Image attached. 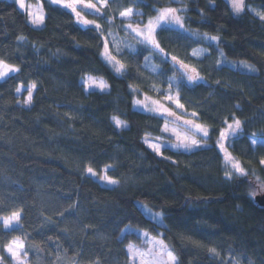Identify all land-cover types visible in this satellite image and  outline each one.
<instances>
[{"label":"trees","instance_id":"1","mask_svg":"<svg viewBox=\"0 0 264 264\" xmlns=\"http://www.w3.org/2000/svg\"><path fill=\"white\" fill-rule=\"evenodd\" d=\"M37 1L45 15L38 29L14 2L0 0V60L20 69L0 81V216L22 207L23 233L32 238L28 243L47 242L39 254L29 251V264H37V255L42 258L39 264H48L57 251L67 253L59 264H73V259L78 264H129L127 245H140L142 240L136 232L125 233L123 243L117 237L128 225L150 229L138 203L155 212L163 209L170 229L167 240L181 264H228L230 259L233 264H264V208L249 195L259 188L256 175L264 180L258 164L264 144L252 151L248 140L264 138V21L247 10L234 15L226 0H212L214 7L209 0H181V6L188 8L185 26L201 34L219 30L227 59L254 65L255 74L225 65L217 68L211 45L202 64L188 57L203 41L197 43L178 29L159 36L167 51L194 64L208 81L182 93L188 110L202 112V121L214 128L233 112L244 124L235 151L229 149L249 175L228 181L214 149L177 154L164 148L170 160L147 149L141 137L146 130L159 135L158 121L132 108L134 93L128 85H138L141 92L158 99L148 85L158 83L160 77L141 67L142 57L127 61L126 77L116 76L100 59L92 30L77 25L69 11L47 0ZM137 2L136 10L144 13L139 18L146 20L154 6L169 0ZM118 4L129 6L127 0ZM245 4L264 11V0H245ZM20 36L25 39L18 40ZM157 62L158 58L152 60ZM164 70L170 72L168 66ZM86 74L104 79L109 94L85 93L80 79ZM33 82L37 84L33 102L25 107L15 89ZM212 89L215 95H210ZM113 115L126 120L130 129L116 130L110 122ZM215 140L213 136L211 143ZM109 165L114 171L106 170ZM87 167L98 177L105 172L118 186L113 190L100 184L85 172ZM45 217L52 223L42 225ZM180 233L203 246L182 241ZM12 236L0 229V250ZM210 246L219 252L215 259L207 253Z\"/></svg>","mask_w":264,"mask_h":264},{"label":"snow or ice","instance_id":"2","mask_svg":"<svg viewBox=\"0 0 264 264\" xmlns=\"http://www.w3.org/2000/svg\"><path fill=\"white\" fill-rule=\"evenodd\" d=\"M142 2V0H140ZM234 15H241L246 10L253 15L258 16L261 21H264V11H257L252 8H247L245 0H226ZM19 7L24 9V0H17ZM51 6H58L61 9L69 11L75 17V23L83 29L92 30L96 35V47L100 59L111 68L114 74L118 77H126L129 72L128 60L142 57L144 64L141 66L146 68L155 77H160L158 83L148 85V88L155 92L158 96L153 98L147 91L141 92L138 85L129 84L130 92L134 93L132 96L131 106L133 109L141 111L151 118L158 121L159 135L152 136L147 130L141 137V142L145 147L151 150L157 157L164 160H170V156L164 155L162 151V144L167 141L174 140L169 144L170 149L179 153H193L205 149H214L225 167V179L231 181L234 178L247 177L249 171L243 166V163L233 156L232 151H235V140L240 138L244 132V124L238 119L233 112L231 115L225 117L218 128L202 121V112L198 110H188V106L184 102V93L187 89L194 88L201 83L207 84L208 81L200 70L194 64L181 59L178 55L172 54L162 46L159 36L161 32L172 28L178 29L199 43L203 41V46L193 48L187 53L188 57H194L199 63H203L208 58L206 52L207 46L215 50L217 59L215 61L217 68H221L225 64L230 67L246 69L249 74H255L258 69L246 62H240L237 65L234 62H229L225 52L220 45L221 36L219 30L216 34L205 32L191 31L186 25V15L188 8L186 5L181 6V0H169L165 5L154 6L152 11L148 14L146 20L133 21V17H143L144 13L136 10L140 4L137 0H127L129 6L118 4V0H47ZM211 6H215L212 0H209ZM113 5H117L113 9ZM41 10L39 12L28 10L29 22L34 26H41L45 21V15ZM88 15H92V19H87ZM204 18V13L201 11V19ZM105 25L111 28L117 25L118 30L124 34V38L117 41L113 31H106ZM25 37L20 36L18 40L23 41ZM129 39L135 43H129ZM115 49V52L113 51ZM38 51V49H37ZM59 51V50H58ZM55 55V54H54ZM158 62L153 64L152 60ZM168 66L170 72H166L164 67ZM19 67L9 64L4 60H0V79L7 78L10 73H18ZM166 84L167 87H161ZM219 85L220 81H216ZM82 88L88 92L90 86L99 89L101 93L109 94V85L105 80L97 79L91 75L82 77ZM37 89L35 82L27 87V97L24 99V106L30 107L33 102V93ZM17 93L21 92V87H16ZM216 90L212 89L210 95H215ZM95 94V93H89ZM142 97V98H140ZM236 110L240 109L239 105L235 106ZM71 118V117H70ZM164 118H172L179 121L185 126L187 131L181 132L177 129H170L168 121ZM111 124L116 130H129L130 125L126 120L121 119L118 115H113L110 118ZM215 136V143H211L212 137ZM248 140L252 145V151L256 150L258 141L249 136ZM232 151H229V148ZM171 163L177 164V160H171ZM261 170H264V156L258 160ZM107 171H114V168L109 165ZM85 172L95 177L96 171L92 167H87ZM253 175H256L254 172ZM106 181L107 185L114 190L118 186V181L111 179L108 175L101 177ZM259 188L249 193L250 197L255 198L258 191H264V180H261L259 175H256ZM71 207H76L72 205ZM142 212L150 222V229L141 231L140 229H133L128 225L121 230V235L117 237L118 243H123L125 233L136 232L137 238L149 245L147 251H142L133 244H128L126 254L129 261L139 260L140 264H181L180 256L176 249L168 242L167 233L170 230L168 224L165 223L167 217L163 209L160 211H152L147 205H142ZM24 209L12 210L10 214L0 216V229L3 230L5 236H12V232H20L19 236H12L8 239L0 250V264H29V251H35L38 254L47 246V242H32L28 243L32 238L29 234L23 233ZM63 213H61V216ZM52 223L50 218L45 217L42 225ZM163 229L157 232L156 229ZM182 241H187L197 247H202V243L193 240L191 236L180 233ZM52 237H48L51 241ZM60 246L57 245V248ZM207 253L210 258L215 259L219 252L215 246L207 248ZM79 255V254H77ZM67 256V253L57 251L55 253V260H49L48 264H59L62 257ZM151 257V261L149 260ZM42 258L37 255V264ZM73 264H78V261L73 259ZM228 264H233L230 259ZM238 264V261L236 262ZM251 264V261L248 262Z\"/></svg>","mask_w":264,"mask_h":264},{"label":"rangeland","instance_id":"3","mask_svg":"<svg viewBox=\"0 0 264 264\" xmlns=\"http://www.w3.org/2000/svg\"><path fill=\"white\" fill-rule=\"evenodd\" d=\"M9 1H12V2H14L15 3V5L21 10V11H24V12H26V13H28V10H29V8H31L33 11H36V12H39L40 10H41V4L39 3V1H29V0H24V3H25V8L24 9H21L20 7H19V4L17 3V0H9ZM246 7L247 8H252V9H255V10H257L258 11V9H256L255 7H253V6H251V5H246ZM42 11H43V9H42ZM43 13H44V11H43ZM28 15V14H27ZM29 18V17H28ZM87 19H92L93 17H92V15H88L87 17H86ZM74 19H75V17H74ZM136 20H141L139 17H133V21H136ZM44 24V23H43ZM30 25L33 27V28H41L43 25H41V26H39V27H37V26H34V25H32L31 23H30ZM105 30L106 31H113L114 32V34H115V38H116V40L117 41H119V40H121V39H123L124 38V34L122 33V32H120L119 30H118V27H117V25H113L111 28H109V26H107V25H105ZM129 43H135L134 41H132L131 39H129V41H128ZM113 51L115 52V49H113ZM229 62H234V63H236L237 65H239L240 64V62H243V61H232V60H228ZM247 64H249V63H247ZM225 66H228V67H230V65L229 64H225ZM230 68H233V67H230ZM233 69H238V70H241V71H247L246 69H240L239 67H236V68H233ZM10 74H13V73H10ZM9 74V75H10ZM86 75H89V74H86ZM85 76V75H84ZM92 76V75H91ZM93 77H95V76H93ZM95 78H97V79H101L100 77H95ZM5 79V78H4ZM1 80H3V79H0V81ZM104 80V79H103ZM80 83L82 84V78L80 79ZM28 87V86H27ZM27 87H21V92L20 93H17V95L18 96H20V103L21 104H23L24 105V99L27 97ZM84 90V89H83ZM91 91H99L100 92V90L99 89H97V88H95L94 86H90L89 87V89H88V92H91ZM88 92H85V93H88ZM25 107H27V106H25ZM135 110V109H134ZM138 111V110H137ZM164 119H166L167 121H168V127L170 128V129H177L178 131H181V132H185V131H187L186 129H185V126L183 125V124H181L179 121H176V120H174V119H172V118H164ZM257 141H258V143L257 144H264V138H261V139H256ZM171 142H175L174 140H171V141H167V142H164L163 144H162V150L164 149V148H169L170 149V147H169V144L171 143ZM229 151H230V149H229ZM226 170V169H225ZM106 174H105V172H103L102 174H101V176H95L94 178H96L98 181H99V183L100 184H102V185H106V186H109V185H107V183H106V181H104V180H102L101 179V177H103V176H105ZM262 192V191H261ZM260 192V193H261ZM258 193V192H257ZM138 205L140 206V208L142 209V205H144V204H142V203H138ZM142 211V210H141ZM153 211V210H152ZM155 212V211H154ZM126 228V227H125ZM124 228V229H125ZM134 229V228H133ZM133 245H135V244H133ZM137 248H139L140 250H142V251H147L148 250V247H149V245H147L146 243H144L143 241H142V243L140 244V245H135ZM149 260L151 261V257H149ZM129 264H140V261L139 260H135V261H129Z\"/></svg>","mask_w":264,"mask_h":264},{"label":"water","instance_id":"4","mask_svg":"<svg viewBox=\"0 0 264 264\" xmlns=\"http://www.w3.org/2000/svg\"><path fill=\"white\" fill-rule=\"evenodd\" d=\"M253 199L259 206L264 208V191L257 193L256 197Z\"/></svg>","mask_w":264,"mask_h":264},{"label":"clouds","instance_id":"5","mask_svg":"<svg viewBox=\"0 0 264 264\" xmlns=\"http://www.w3.org/2000/svg\"><path fill=\"white\" fill-rule=\"evenodd\" d=\"M193 219H195V217H194V216H192V217H191V221H192Z\"/></svg>","mask_w":264,"mask_h":264}]
</instances>
